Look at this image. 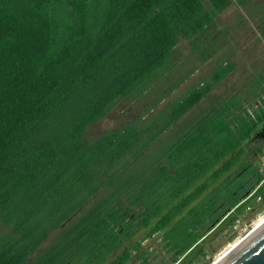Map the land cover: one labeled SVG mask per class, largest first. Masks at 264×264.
<instances>
[{
    "label": "trees",
    "instance_id": "1",
    "mask_svg": "<svg viewBox=\"0 0 264 264\" xmlns=\"http://www.w3.org/2000/svg\"><path fill=\"white\" fill-rule=\"evenodd\" d=\"M233 3L249 0H0V264H208L207 243L264 209V173L242 147L264 127V85L200 105L234 63L161 123L147 122L156 104L86 137Z\"/></svg>",
    "mask_w": 264,
    "mask_h": 264
},
{
    "label": "rangeland",
    "instance_id": "2",
    "mask_svg": "<svg viewBox=\"0 0 264 264\" xmlns=\"http://www.w3.org/2000/svg\"><path fill=\"white\" fill-rule=\"evenodd\" d=\"M263 24L264 0H249L245 6L233 3L219 14L214 24L199 37L193 41H180L167 65L155 74L149 87L141 93L142 96L137 99L118 100L102 119L87 129L86 137L91 141L103 133L116 130L123 124L136 120L138 115L156 104L158 105L152 111L153 116L147 122L158 118L161 123L164 107L185 95L191 84L202 81L221 61L234 63L235 70L208 95L201 106L210 102L217 103L230 95L241 93L252 95L254 92L250 90L252 80H260L258 89L264 85V76L260 79V76L264 75V39L259 34ZM207 54L212 56L199 64L200 59ZM193 67L194 72L184 80ZM162 98L164 99L159 102ZM164 136L161 142L153 146L149 155L157 153L171 138V134ZM242 147L252 161L260 164L264 172V127L244 142ZM142 159L144 155L138 156L134 161L138 164ZM262 220L264 209L246 213L236 222L233 229L216 235L205 245L204 259H209L208 264L218 260ZM232 235L234 237L228 241ZM144 246L154 251L157 260L164 258L158 238H148L144 241Z\"/></svg>",
    "mask_w": 264,
    "mask_h": 264
},
{
    "label": "water",
    "instance_id": "3",
    "mask_svg": "<svg viewBox=\"0 0 264 264\" xmlns=\"http://www.w3.org/2000/svg\"><path fill=\"white\" fill-rule=\"evenodd\" d=\"M212 264H264V221Z\"/></svg>",
    "mask_w": 264,
    "mask_h": 264
},
{
    "label": "bare ground",
    "instance_id": "4",
    "mask_svg": "<svg viewBox=\"0 0 264 264\" xmlns=\"http://www.w3.org/2000/svg\"><path fill=\"white\" fill-rule=\"evenodd\" d=\"M263 221H264V220H262L257 226H259ZM257 226H256V227H257ZM225 255H226V253H225L223 256H225ZM221 258H222V257H220L219 259L221 260ZM219 259H218V260H219Z\"/></svg>",
    "mask_w": 264,
    "mask_h": 264
},
{
    "label": "crops",
    "instance_id": "5",
    "mask_svg": "<svg viewBox=\"0 0 264 264\" xmlns=\"http://www.w3.org/2000/svg\"><path fill=\"white\" fill-rule=\"evenodd\" d=\"M208 74H209V73H208ZM198 82H199V81H197V82H194V83H193V84H191V85H195V84H197ZM200 82H201V81H200ZM191 85H190V86H191ZM203 101H205V100H203ZM203 101H202V102H203ZM202 102H201V103H202ZM201 103H200V105H201Z\"/></svg>",
    "mask_w": 264,
    "mask_h": 264
},
{
    "label": "built area",
    "instance_id": "6",
    "mask_svg": "<svg viewBox=\"0 0 264 264\" xmlns=\"http://www.w3.org/2000/svg\"><path fill=\"white\" fill-rule=\"evenodd\" d=\"M264 173V172H263Z\"/></svg>",
    "mask_w": 264,
    "mask_h": 264
}]
</instances>
